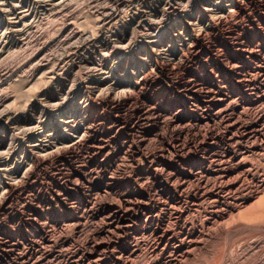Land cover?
<instances>
[{"label":"rangeland","instance_id":"374dc122","mask_svg":"<svg viewBox=\"0 0 264 264\" xmlns=\"http://www.w3.org/2000/svg\"><path fill=\"white\" fill-rule=\"evenodd\" d=\"M0 50V264H264V0H0Z\"/></svg>","mask_w":264,"mask_h":264},{"label":"bare ground","instance_id":"6f19581e","mask_svg":"<svg viewBox=\"0 0 264 264\" xmlns=\"http://www.w3.org/2000/svg\"><path fill=\"white\" fill-rule=\"evenodd\" d=\"M44 1V0H43ZM44 3V2H43ZM186 5H187V3H186ZM185 5V6H186ZM251 5V4H250ZM255 5V4H254ZM17 7V6H16ZM24 7V6H23ZM5 8V7H4ZM235 8V7H234ZM173 9V8H172ZM21 11H22V9H21ZM15 12V11H14ZM26 12V11H25ZM237 13V12H236ZM239 13V12H238ZM247 13V12H246ZM25 14V13H24ZM20 16V15H19ZM244 16V15H243ZM252 16V15H251ZM13 19V18H12ZM16 21V20H15ZM254 25V24H253ZM246 30V29H245ZM227 39V38H226ZM237 47V46H236ZM240 48V47H239ZM245 50V49H244ZM249 50V49H248ZM1 51V50H0ZM246 51V50H245ZM252 50H250V52H251ZM257 51V50H256ZM247 52V51H246ZM238 57V56H237ZM248 57V56H247ZM234 65H235V63H233ZM101 67V66H100ZM96 70V69H95ZM89 180V179H88ZM119 220V219H118ZM123 221V220H122ZM123 222H125V221H123ZM126 223V222H125ZM126 224H128V223H126ZM126 224H123V225H126ZM131 233V232H130Z\"/></svg>","mask_w":264,"mask_h":264}]
</instances>
